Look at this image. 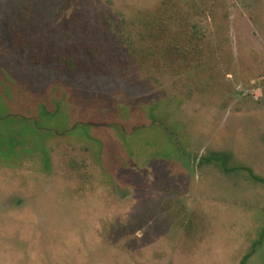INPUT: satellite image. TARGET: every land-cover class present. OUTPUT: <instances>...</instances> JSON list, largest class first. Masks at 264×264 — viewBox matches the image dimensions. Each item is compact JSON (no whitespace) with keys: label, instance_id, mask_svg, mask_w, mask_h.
Masks as SVG:
<instances>
[{"label":"rangeland","instance_id":"rangeland-1","mask_svg":"<svg viewBox=\"0 0 264 264\" xmlns=\"http://www.w3.org/2000/svg\"><path fill=\"white\" fill-rule=\"evenodd\" d=\"M0 264H264V0H0Z\"/></svg>","mask_w":264,"mask_h":264}]
</instances>
